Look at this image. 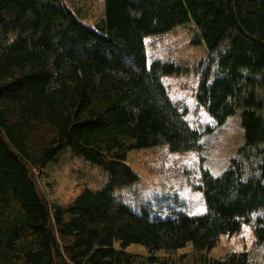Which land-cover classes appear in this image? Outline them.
<instances>
[{"label":"trees","instance_id":"16d2710c","mask_svg":"<svg viewBox=\"0 0 264 264\" xmlns=\"http://www.w3.org/2000/svg\"><path fill=\"white\" fill-rule=\"evenodd\" d=\"M189 22L207 49L196 102L219 125L238 113L243 144L219 177L205 172L204 214L152 217L114 192L138 181L130 150L201 149L161 82L180 67L147 65L143 43ZM65 148L108 184L48 206L32 169ZM243 224L264 245V0H104L93 26L64 0H0V264H167L154 253L201 254ZM211 264H264V252Z\"/></svg>","mask_w":264,"mask_h":264},{"label":"rangeland","instance_id":"374dc122","mask_svg":"<svg viewBox=\"0 0 264 264\" xmlns=\"http://www.w3.org/2000/svg\"><path fill=\"white\" fill-rule=\"evenodd\" d=\"M76 11L81 21L93 26L104 15V0H64ZM199 32L192 22L144 38L147 65L155 61L177 64L180 70L162 75L161 82L169 99L175 103L190 126L201 133V149L171 152L165 144L151 148L130 150L126 164L138 176L134 184L114 192V199L132 211H148L150 216L166 217L174 213L201 215L206 212L202 189L204 174L219 177L227 168L238 148L243 144L238 113L219 125L197 104L195 93L205 69L207 50L199 40ZM212 77V74H211ZM32 175L43 200L48 206H66L83 191H98L108 184L106 172L83 158L63 149L42 168L32 169ZM250 251L253 259H262L264 245L255 244L251 224H243L232 235L219 236L209 251L197 254L190 244L175 252L158 251L154 255L167 264H211L232 253ZM126 252L146 257L145 247L129 244Z\"/></svg>","mask_w":264,"mask_h":264}]
</instances>
